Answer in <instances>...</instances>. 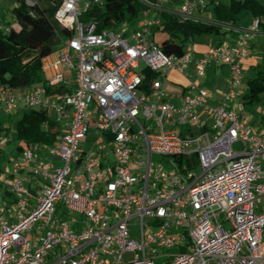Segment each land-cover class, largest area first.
Wrapping results in <instances>:
<instances>
[{"label":"built area","instance_id":"built-area-1","mask_svg":"<svg viewBox=\"0 0 264 264\" xmlns=\"http://www.w3.org/2000/svg\"><path fill=\"white\" fill-rule=\"evenodd\" d=\"M139 1L181 20L206 6ZM47 3L70 37L41 59L43 85H0V109L44 110L65 132L0 171V264H264V114L251 120L241 102L259 19L229 25L231 40L195 57L191 44L180 55L162 51L158 16L97 30L82 17L104 0ZM213 63L228 68L215 105L198 82ZM190 64L196 80L172 104L163 83ZM145 69L156 78L143 88Z\"/></svg>","mask_w":264,"mask_h":264},{"label":"trees","instance_id":"trees-1","mask_svg":"<svg viewBox=\"0 0 264 264\" xmlns=\"http://www.w3.org/2000/svg\"><path fill=\"white\" fill-rule=\"evenodd\" d=\"M33 1L36 2L33 7L25 5V0L14 2L12 17L19 27L17 30L0 28V85L13 90L43 85L41 59L70 37L69 32L53 19L54 10L47 0ZM241 9L252 19L258 18L259 30L264 32V4L257 0H228V4L218 1L214 4V19L210 21L196 17L181 20L175 14L161 12L158 14L159 25L153 31L165 35L159 42L163 52L180 55L195 37L217 34L224 23L234 25ZM147 10L139 0H104L101 8L86 13L82 20H95L97 30L116 29L124 22L134 27L141 13ZM143 73L142 87L145 88L156 74L147 69ZM260 94L264 95V70L247 81L246 92L241 97L243 106L259 100ZM14 130L18 139L17 152L25 147L54 145L60 135L58 124L44 110L38 109L21 111L14 122Z\"/></svg>","mask_w":264,"mask_h":264},{"label":"rangeland","instance_id":"rangeland-1","mask_svg":"<svg viewBox=\"0 0 264 264\" xmlns=\"http://www.w3.org/2000/svg\"><path fill=\"white\" fill-rule=\"evenodd\" d=\"M16 0H0V18L5 21L11 22L12 20V8L13 4ZM211 0H205V3L207 5L208 10L206 11L210 16L214 13V4L216 2H221L224 4H228V0H214L213 2H210ZM243 1V0H239ZM261 4L263 3V0H257ZM164 7L172 9V10H178L180 6V0H167L163 4ZM146 12V11H145ZM141 13V18H157L158 12L154 9L148 10L146 13ZM252 21L251 15L245 11L240 10L238 12V19L236 20L235 24L236 26L241 27H248L250 22ZM255 41L257 43L255 49L253 51H250V54H252V57L255 59L254 68L249 70V68H246V70H243L242 72V80H241V89L243 93L246 92V83L250 78H253L258 71L264 70V32H259L257 35H255ZM165 38V35L161 32H156L154 35V39L156 42H160ZM197 40L198 37H195ZM145 68V64L142 61L138 62V67L135 69L136 72H141L142 69ZM228 75V68L226 70L225 67L220 68L219 72L215 76L209 75L208 70V77L207 81L211 82L212 77L215 79V83L213 85V88H215V93L220 94L223 92L221 89L224 87V79H226ZM216 77V78H215ZM172 82L173 80L169 79V73L166 79V82ZM203 82L199 80L200 86H208L210 87V83ZM175 82V81H173ZM204 83V84H203ZM171 90L166 88L164 90L166 96H170L172 93H170ZM172 104L177 105V99L171 100ZM22 107V105H20ZM22 111H27L30 109L29 107H22ZM245 112L249 115L251 120L259 119L262 114H264V95L260 94L259 100L254 101L251 104L245 105ZM21 111H19V114ZM18 115L14 112L6 114L0 109V171L4 170L6 167H8V163L15 159L17 154L16 145L18 143V139L16 138L15 130H14V122ZM60 134L65 132V127L62 125L60 127ZM93 137H94V131L89 132L87 136V141L82 146L85 150L89 149L90 146L93 144ZM233 151L237 152L244 148V144L239 141L232 145ZM154 159L156 161H160L159 156H155ZM262 168H264V160L260 161ZM21 178L23 179V176L21 175ZM32 232V231H31ZM30 232V233H31Z\"/></svg>","mask_w":264,"mask_h":264},{"label":"crops","instance_id":"crops-1","mask_svg":"<svg viewBox=\"0 0 264 264\" xmlns=\"http://www.w3.org/2000/svg\"><path fill=\"white\" fill-rule=\"evenodd\" d=\"M205 1V0H204ZM208 10L207 5L205 7L204 10H200L198 7L195 8L194 10V14L195 17L197 19H202V20H206V21H210L214 19V14H212L210 16V14H208L206 11ZM228 23H224L221 24L220 26V31L217 34H210V35H202L199 36L198 39L196 40L195 38L192 41V48L194 50V56L197 57L199 56L208 45H215L217 43H220L223 40H231L234 35H235V30L233 28H229ZM232 27L235 28H245V27H241V26H236V24L234 25H230ZM9 27H12L14 29H18V25L16 23V21L14 20V18L12 17L11 22L9 21H5L2 20L0 18V28L1 29H7ZM256 37V36H255ZM255 37L252 40V43L250 44V51H253L257 45L256 41H255ZM254 64H255V59L254 57H252V54H250L244 61H243V70H246V68H249V70H251L252 68H254ZM225 67L227 70V66L221 63H213L211 65H209L206 69H205V75L204 78L201 79V81L206 82L207 77H208V70H209V75H213L215 76L217 74V72H219L220 68ZM216 78V77H215ZM169 79L175 81V82H164L163 83V88L164 90L166 88H168L170 91V93H172L170 96H168L170 102L172 99H177V102L179 103V99L180 96L187 93V88L188 85L191 81H195L196 77L194 74V66L193 64H190L188 67V71L185 75H180L178 73H176L175 71H170L169 72ZM199 82V80H198ZM208 82V81H207ZM215 79L214 77H212L211 82L209 81L208 83H210V87L206 86L205 88L209 91V98L208 101L209 103L215 105L218 104L222 101V93L217 94L215 93V88H213V85L215 83ZM200 84V82H199ZM204 84V83H203ZM204 87V86H203ZM225 89V79H224V87H222V91H224ZM15 91H20V90H15ZM22 107H18V109L16 111H14V113H16L17 115H19V111H22ZM255 120V119H254Z\"/></svg>","mask_w":264,"mask_h":264},{"label":"snow or ice","instance_id":"snow-or-ice-1","mask_svg":"<svg viewBox=\"0 0 264 264\" xmlns=\"http://www.w3.org/2000/svg\"><path fill=\"white\" fill-rule=\"evenodd\" d=\"M71 5H69V7H70Z\"/></svg>","mask_w":264,"mask_h":264}]
</instances>
